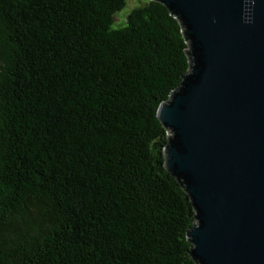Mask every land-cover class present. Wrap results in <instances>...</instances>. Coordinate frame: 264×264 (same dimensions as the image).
<instances>
[{
  "label": "trees",
  "instance_id": "obj_1",
  "mask_svg": "<svg viewBox=\"0 0 264 264\" xmlns=\"http://www.w3.org/2000/svg\"><path fill=\"white\" fill-rule=\"evenodd\" d=\"M125 1L0 0V264H194L156 117L187 45Z\"/></svg>",
  "mask_w": 264,
  "mask_h": 264
},
{
  "label": "water",
  "instance_id": "obj_2",
  "mask_svg": "<svg viewBox=\"0 0 264 264\" xmlns=\"http://www.w3.org/2000/svg\"><path fill=\"white\" fill-rule=\"evenodd\" d=\"M188 70L156 110L164 168L187 195L194 264H264V0H151Z\"/></svg>",
  "mask_w": 264,
  "mask_h": 264
},
{
  "label": "rangeland",
  "instance_id": "obj_3",
  "mask_svg": "<svg viewBox=\"0 0 264 264\" xmlns=\"http://www.w3.org/2000/svg\"><path fill=\"white\" fill-rule=\"evenodd\" d=\"M148 0H126L124 7L115 13L113 17L112 29L121 28L124 26L127 14L134 8L144 5Z\"/></svg>",
  "mask_w": 264,
  "mask_h": 264
}]
</instances>
